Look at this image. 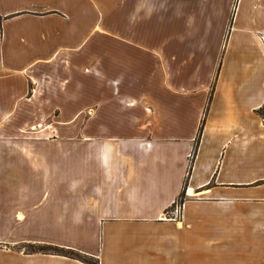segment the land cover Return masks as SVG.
<instances>
[{
    "label": "crops",
    "instance_id": "obj_1",
    "mask_svg": "<svg viewBox=\"0 0 264 264\" xmlns=\"http://www.w3.org/2000/svg\"><path fill=\"white\" fill-rule=\"evenodd\" d=\"M263 106L264 0H0V264H264Z\"/></svg>",
    "mask_w": 264,
    "mask_h": 264
},
{
    "label": "trees",
    "instance_id": "obj_2",
    "mask_svg": "<svg viewBox=\"0 0 264 264\" xmlns=\"http://www.w3.org/2000/svg\"><path fill=\"white\" fill-rule=\"evenodd\" d=\"M212 95H213V88L210 92V96L207 102V106L205 108V112L203 115V118L201 120L199 129H198V133H197V137L196 140L194 142V148H193V152L191 155V159H190V164H189V169H188V173H187V179L189 177V174L191 172V168H192V163L193 160L196 156L197 153V149L200 143V138L204 129V125H205V119H206V115L212 100ZM259 114L264 116V106L259 110ZM187 181V180H186ZM184 202V193L180 196L179 200L177 201L176 205L180 206L182 203ZM26 253H42V254H54V255H60V256H64L73 260H77L82 262L83 264H99L98 260L87 256V255H83L79 252H76L74 250L71 249H59V248H55L52 246H29L26 249Z\"/></svg>",
    "mask_w": 264,
    "mask_h": 264
},
{
    "label": "rangeland",
    "instance_id": "obj_3",
    "mask_svg": "<svg viewBox=\"0 0 264 264\" xmlns=\"http://www.w3.org/2000/svg\"><path fill=\"white\" fill-rule=\"evenodd\" d=\"M260 115V114H259ZM260 118H261V120L264 118V116L263 115H260ZM184 196L186 197V193L184 194Z\"/></svg>",
    "mask_w": 264,
    "mask_h": 264
},
{
    "label": "built area",
    "instance_id": "obj_4",
    "mask_svg": "<svg viewBox=\"0 0 264 264\" xmlns=\"http://www.w3.org/2000/svg\"><path fill=\"white\" fill-rule=\"evenodd\" d=\"M187 194V193H186ZM177 212H178V210H177Z\"/></svg>",
    "mask_w": 264,
    "mask_h": 264
}]
</instances>
